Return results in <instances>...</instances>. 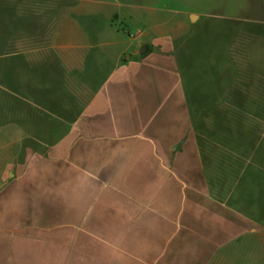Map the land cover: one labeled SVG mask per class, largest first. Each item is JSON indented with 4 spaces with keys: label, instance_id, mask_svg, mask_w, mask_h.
<instances>
[{
    "label": "crops",
    "instance_id": "crops-1",
    "mask_svg": "<svg viewBox=\"0 0 264 264\" xmlns=\"http://www.w3.org/2000/svg\"><path fill=\"white\" fill-rule=\"evenodd\" d=\"M159 13L0 0V264H264V39Z\"/></svg>",
    "mask_w": 264,
    "mask_h": 264
},
{
    "label": "rangeland",
    "instance_id": "rangeland-1",
    "mask_svg": "<svg viewBox=\"0 0 264 264\" xmlns=\"http://www.w3.org/2000/svg\"><path fill=\"white\" fill-rule=\"evenodd\" d=\"M125 5L144 3L146 5L159 8V19L176 24V32H172L171 41L179 50L180 47L190 41L195 34L201 35L200 38L206 44L217 37L220 32L219 26L228 30L226 34L232 42V55L243 57L249 40L264 39V0H113ZM190 11L188 18L191 19V13L200 14L197 22H190L189 29L181 27L183 11ZM195 20V17H194ZM119 23L125 25L127 20H119ZM144 22L140 20L135 26L131 25L135 31L137 27H144ZM148 38L143 35L140 40ZM194 69L211 70L214 60V69L220 68V55H212L204 52H194ZM217 63V64H216ZM195 100V99H194ZM260 145V144H259ZM260 150L263 143L259 146ZM52 247H49V252ZM55 263L56 260H53Z\"/></svg>",
    "mask_w": 264,
    "mask_h": 264
},
{
    "label": "clouds",
    "instance_id": "clouds-1",
    "mask_svg": "<svg viewBox=\"0 0 264 264\" xmlns=\"http://www.w3.org/2000/svg\"><path fill=\"white\" fill-rule=\"evenodd\" d=\"M116 155H119V153H114L113 158H115ZM121 167H123V165H121ZM119 171H120V168L117 169V172ZM95 179H98V177L94 175H89V176L81 177L77 181L78 191L81 197H87L91 195L93 191L96 190L97 186L92 183V181ZM98 187L103 188L105 187V185H99ZM112 247L114 251L118 250V247L116 245H113Z\"/></svg>",
    "mask_w": 264,
    "mask_h": 264
},
{
    "label": "water",
    "instance_id": "water-1",
    "mask_svg": "<svg viewBox=\"0 0 264 264\" xmlns=\"http://www.w3.org/2000/svg\"><path fill=\"white\" fill-rule=\"evenodd\" d=\"M192 18V17H191ZM146 47H147V45L145 44L144 46H143V48L141 49V51H144L145 49H146Z\"/></svg>",
    "mask_w": 264,
    "mask_h": 264
}]
</instances>
